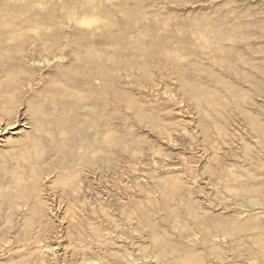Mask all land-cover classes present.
Wrapping results in <instances>:
<instances>
[{
	"label": "rangeland",
	"instance_id": "rangeland-1",
	"mask_svg": "<svg viewBox=\"0 0 264 264\" xmlns=\"http://www.w3.org/2000/svg\"><path fill=\"white\" fill-rule=\"evenodd\" d=\"M0 264H264V0H0Z\"/></svg>",
	"mask_w": 264,
	"mask_h": 264
}]
</instances>
